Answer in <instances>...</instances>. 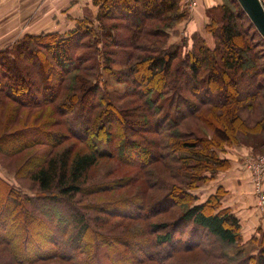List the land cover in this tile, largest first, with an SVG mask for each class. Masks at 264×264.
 Listing matches in <instances>:
<instances>
[{"label":"trees","instance_id":"obj_1","mask_svg":"<svg viewBox=\"0 0 264 264\" xmlns=\"http://www.w3.org/2000/svg\"><path fill=\"white\" fill-rule=\"evenodd\" d=\"M229 4H234L236 9ZM93 5L97 11L94 20L89 16L78 18L74 26L64 32L25 33L9 47L0 50V102L14 100L22 107L39 106L45 98L50 102L53 100V91L58 90L70 76L65 89L71 91V94L66 96L64 103H58L59 113L64 114L63 118L67 114L71 116L69 120L64 118L63 127L78 138H86L88 146L85 152L74 153L68 148L55 150L64 141L65 133L49 129L46 124H31L0 136V142L6 139L10 143L7 148L0 144V152L4 154H14L32 146L45 147L44 155L39 159L32 156L31 165L24 171L36 187V195L34 198L24 197L27 200L65 205L62 211L69 218L68 224L59 222V225H55L53 221L45 223V229L38 232L41 242L53 246L55 251L40 254L42 248L33 239L36 244L29 242L36 251L30 255L21 254L13 244L16 234L5 230L9 223L6 219L7 205L4 204L0 212V244L8 246V249L10 245L11 258L19 263H32L47 256L72 262L77 250L74 243L84 241L87 245L93 230L91 223L96 224L94 220H98L97 217L91 220V213L86 214L73 207L76 205L72 199L78 194L87 193L88 188H97L91 184L86 185L90 169L103 158L127 159L134 164L142 153L147 154L148 149L150 161L165 158V153L159 156L155 151L157 147L164 148V144L156 140V136H147L162 133L164 129L170 133V138H174L171 142L174 151L171 160L179 163L176 169L180 172L178 182L173 184L175 187L171 186L174 192L170 189V193L165 194L159 204L169 205L174 202L173 197L187 203L170 222L151 225L156 232L154 237L132 240V243L138 245L129 243L133 254L129 259L123 257L122 260L126 264H143L146 261L162 263L167 258L172 259L178 251L201 247L204 240L201 242L199 237L204 232L211 237L207 241L215 240L219 243L220 250L210 252H218L216 257L223 260L212 264H264V234L250 239L256 243L254 253L243 249L241 223L232 209L222 204L226 194L224 187L218 186L204 199L193 192L228 168V160L220 158L216 150H224L223 142H234L225 134L216 135L214 140L203 135L197 136L194 130L184 133L176 130L185 126L188 122L184 125L182 122L190 118L203 122L221 134L220 126H228L229 122L236 119L232 113L239 101H245L243 105L250 112L257 107H264V38L237 0H222V4L217 7L222 12L220 18L211 17L205 25L207 32L214 37V46L209 47L194 31L192 45L184 54L178 42L166 46L167 30L185 18L180 0H93ZM114 19L120 21L109 23ZM244 22L249 27V35L241 29ZM119 26L126 29V32L117 35L110 31ZM97 31L105 32H102L105 50L101 70H98V64L96 67L87 63L85 53L77 54L79 50L88 47V42L96 47L99 41L95 37ZM113 45L122 49L120 58L119 52L110 48ZM175 60L177 62L174 64ZM113 63H127V66L123 69L114 68ZM36 66L38 74L34 70ZM81 72L85 75L81 76ZM50 73L53 75L51 79L56 78L54 81L48 80ZM104 73L112 75L117 82L125 83L123 94L118 96L119 93L109 91L101 84ZM12 77L15 83L26 88V92L15 93L18 88L12 84ZM114 94L117 96L112 99ZM126 96L142 101L136 106L144 108L141 119L135 120L131 115L116 119V113H128L126 110L134 108L130 105L125 110L120 108L124 104H115V101ZM96 98L105 101L101 116L107 119V123L113 121L123 123L124 127L127 125L126 133L122 135L126 141L118 146L119 150L113 149L112 143L120 137L118 128L103 132V118L100 116L97 120L98 114L92 116L90 113L96 107ZM76 104L79 113L71 114L70 108ZM205 108L209 112L206 113ZM256 122H261V119ZM262 130L264 132V126ZM135 135L142 137L141 140H136ZM101 137L106 145V150L102 152L97 149ZM0 185L10 193V186L1 179ZM142 200L145 201V198L141 193L139 197L109 202L106 210L121 215L131 214L126 211H132L134 216L143 217L147 206ZM160 205L157 204L151 210L165 208ZM93 207L90 209L105 214L104 205ZM16 224L19 225V220H16ZM184 227L190 236L181 247L183 231L179 230ZM93 234L95 238L98 235L95 232ZM107 236H100L98 244H114L112 237ZM120 241L127 245L124 239ZM158 246H168L169 249L163 255H156L155 249ZM225 247H230L232 253L225 250ZM141 250L145 257L136 255Z\"/></svg>","mask_w":264,"mask_h":264},{"label":"rangeland","instance_id":"obj_2","mask_svg":"<svg viewBox=\"0 0 264 264\" xmlns=\"http://www.w3.org/2000/svg\"><path fill=\"white\" fill-rule=\"evenodd\" d=\"M224 2H226V0H224ZM229 5L234 10L236 9L234 4ZM182 10L185 12L183 7ZM5 12L6 11H0V38L8 36L10 33H13L12 37H14L15 33L17 32L20 33L17 39L23 36L25 33H21V31L24 29V26L21 25L20 16L7 26L5 23L7 19H10L12 16H16L19 13L7 11V15L5 16ZM187 12L190 15L191 11ZM96 14L97 11H95L94 13L91 12V17L89 16V18L94 20ZM209 14L210 18L213 17L215 19H219L222 12L218 10ZM118 21H115L114 19L113 21H109V23L114 24ZM243 24L244 26H242L241 29L243 30V32L246 31L249 35L250 31L247 30L249 29V27L245 25V22ZM243 28H246V30ZM110 31L118 35L119 32H126V29H124L122 26H119L116 28H112ZM102 32L97 31V33L95 34L96 36L94 35L99 40L98 43L95 44L96 47H94L92 42H88V47L79 50V52L77 53H85L86 55H84L86 56L87 63L96 65V67L98 64V70H101V64L103 62L105 50L104 37H102ZM167 32L168 38L166 40V46L173 45L174 43L178 42L181 45V53L183 54L187 52L189 47H191L193 37L192 32L190 28L187 27V25H183V19L173 27L169 28ZM196 34L200 35L209 47L212 48L214 46V37L211 33L207 32L205 27H203L199 31H196ZM251 41L252 40H250V42ZM91 45H93V47ZM110 48L119 52V58L120 56H122V49L120 47H116L115 45H113ZM256 49L259 50V47H256ZM258 60L262 61V59ZM176 62L177 60L174 61V64ZM112 65L114 68L123 69L125 68V66H127V63H113ZM37 67L38 66L34 68L36 74H38L39 72ZM51 75L52 73H50V75L48 76V80H50L53 76ZM83 75H85V73L81 72V76ZM69 78L70 76L65 79V82L61 84V87L58 88V90L53 91V100L48 102L46 100L47 98H45L46 101L43 100L41 105L39 106L22 107L18 106L17 102L14 100H7L3 103L0 102V136L2 134L12 133L16 129H20L31 124H46L49 129L60 130L65 133V137L62 139L64 141L61 143V145L55 147V150H63L68 148L74 153H76L77 151H87L88 146L86 144V138H83L81 136L78 138L75 135L71 134L69 131L65 130V126L63 127L64 118H67L69 120L71 119V116L67 114L63 118L64 114L61 113V115L59 113L58 103H64V101H66V96L71 94V91H67L65 89L68 82H70ZM54 79L51 80L54 81ZM11 81L12 84L18 88V90L15 91L16 94L26 92V88L21 86L20 84L15 83L13 77L11 78ZM100 82L105 88H108L109 91H115V93H119L118 96L123 94L124 86H126L124 82H117L116 79H114V77L108 73H104V81L102 79L100 80ZM52 89L53 88H51V91ZM116 96L117 95L114 94V98L112 99H115ZM262 101L264 102V100ZM103 103H105V101L102 98H96L94 104L96 105V107L92 108L91 112L89 109V112L92 114V116L98 114L96 115L97 120L103 113ZM116 103L122 105L124 104V108L123 106L119 107L125 110L130 108V105L134 107L126 110V112L128 113H116V119L125 118L128 117V115H131L133 118H135V120H137L141 119V116H144V108L136 107L140 105L142 101L133 96L123 97L119 101H115V104ZM243 104H245V101L243 103L239 101L238 105L235 107L234 113H232L234 114V117H236V119L232 120V122H229L228 126H220V129L223 132L221 134L220 132H215L212 128L207 127V125L203 122H197L194 119L190 118L185 119L182 122L183 125L188 122L185 126H182L176 130L183 133L193 132L191 130H194L197 136L203 135L214 140L216 135L225 134L234 143H231L230 141L223 142L225 145L224 150H216L218 156L220 158L227 159V149L230 148L242 151L241 153H244L245 156L242 159L240 158V161L245 167L249 159L264 155V132L262 130V126H264V124L262 125V120H264V107H257L252 112H250L247 110L246 105ZM70 109H72L71 114H73L74 112H76L77 114L79 113V107L77 104ZM207 112H209L208 109H206V113ZM102 118L103 119L101 120V122L103 124L102 126L104 127L103 132H111L114 127L118 128L120 137L117 138L115 143L113 141L112 143L113 149L116 148V150H119L118 146H122V144H124L126 141V138L125 140H123L122 135L126 133L127 125H125L124 127L123 123H114L113 121H108L110 123H107V119H105L104 117ZM257 119H261V122H256ZM188 127L190 130H188ZM161 131L162 133H157V135H149L147 133V136L148 138L156 136V140L164 144V148L157 147L155 148V151L159 156L160 154L165 153V158L160 159L159 161H154V159L150 161V153L148 152L150 151V149H148L147 154L142 153L140 157L136 159L134 164L127 159H99L96 165H94L90 169L86 177V185L91 184L90 186L94 185L97 186V188H94L92 190L88 188L87 193H82V195L78 194L75 198H73L72 200H74L73 202L76 206L66 204L67 206H73L76 209L78 208L80 211L82 210L86 212V214H88V212L91 213V220L93 217L98 218V220H94L98 227L96 226V224L91 223L94 231L92 230V232L90 233L91 236L88 237V244L86 245L84 241L74 243L77 250L74 255V259H71L72 262L65 261L63 259H60L59 257L50 258L47 256L37 259L32 263H19L14 260L13 257L11 258L12 255H10L9 250L11 248L10 245L8 249V246L0 244V264H126L122 260V258L126 257L129 259L131 254H133V251L131 250V248H129L128 244L132 243V240H147L151 236L154 237L156 232L153 231L151 225L170 222L179 212H181V210L185 206V203H187H183L181 202V199H176V197H173L175 198V200L174 202L172 201V203H170L169 205L168 203L163 205L161 204L165 208L160 207L157 211L151 210L157 204L160 205V199L165 194L170 193L171 186L173 187V184L178 182L177 176L180 172L179 169H176V166L179 165V163L171 160V156H173L174 154L171 142L174 138L169 137L170 133L168 134L167 130L162 129ZM169 132H172V130ZM131 135L132 134L130 133V136ZM102 137L98 140L97 146V149L101 152L106 150L105 141L103 139L104 137ZM135 138L136 140H141L142 137L140 138L135 135ZM137 142L140 143L141 141ZM0 144L7 148L10 143L8 140L4 139V141H1ZM146 148L149 147L146 146ZM44 149L45 147L40 145L26 148L14 154H4L0 152V179L8 184L11 190L9 193L6 187L0 185V212L3 209V205L6 204L8 212L6 219L8 218L9 224L5 230L13 231L14 234H16L13 244L17 246L16 251L21 254L25 253L30 255L36 251L35 249H33V246L30 245L29 240L35 244L36 242H34V240L39 243L42 248V250H40V254H42V252L46 253L47 251H55L53 246H50L45 242H41L42 238L38 235V232L39 230H44L45 223L47 224L48 222L53 221L55 225H59V222L60 224L65 222L68 224L69 222V218L66 217L65 212H63L66 208L65 205L62 206L61 204H52L47 201H35L34 199L27 200L24 197L27 196L29 198H34L36 195V187L30 181L24 171L31 165V157L37 156V159L41 158L45 153ZM115 153L118 152L116 151ZM212 179L213 178H211L210 180L212 181ZM207 183L201 184L193 192L200 198H204L206 194L205 188L207 186ZM172 192H174V190H172ZM141 193L143 195V198H145V201H142H144L147 206V208L145 209V213L142 211V213H144L143 217H138L139 215L134 216L132 211H126L127 213L131 214L121 215L117 212H109V210H106L108 209L106 205L109 202L122 199L128 200L133 197H139ZM101 205H104L105 214L99 213V211L97 212L95 211V209H90L94 208L93 206L98 207ZM259 209L262 212L264 211V209L262 208ZM58 216H60V218H58ZM16 220H19L18 226L16 224ZM185 228L186 227H184L183 230H179V232L183 231L181 234V247L185 245L190 236L188 229L184 230ZM93 232L98 234L96 238L93 236ZM241 234L243 237V249L247 252L250 251L254 253L255 249L257 248L256 243L251 241L250 239L254 236L259 237L261 234H264V230H241ZM107 235L112 237V239L115 241L114 244H111V246L107 244H98L100 241V236H102L103 238L105 236L107 238ZM210 238L211 237L208 234H205L203 232V234L199 237V240L201 242L204 240L201 247L178 251L172 259L167 258V260L162 261V263H160L161 261H146L143 264H212L221 262L223 259L216 257V254L218 252L215 253L217 250H220V248L218 247L219 243L213 239V241H207L210 240ZM122 239L125 240L127 245H124L123 241H120ZM132 244L138 245V243L136 242H133ZM168 249V246H158V248L155 249L156 255H163ZM224 249L228 250L229 253H232L233 251L230 247H225ZM212 250H214L215 252H210ZM220 252H222V249ZM136 255L145 257V254L142 252V250L138 251V253L136 252Z\"/></svg>","mask_w":264,"mask_h":264},{"label":"crops","instance_id":"obj_3","mask_svg":"<svg viewBox=\"0 0 264 264\" xmlns=\"http://www.w3.org/2000/svg\"><path fill=\"white\" fill-rule=\"evenodd\" d=\"M180 1L186 12L183 25H187L191 32L205 27L210 21L209 13L217 11V7L222 4V0H196L189 15L183 0ZM0 11H6L5 16L7 11L19 13L7 19L6 26L20 16L21 25L24 26L21 33H40L64 32L72 28L78 18L91 17L96 7L93 0H0ZM12 34L0 38V50L11 45L20 33H15L14 37ZM241 152L234 148L227 149L229 166L207 183L204 198L218 186L224 187L226 194L222 204L232 209L242 230H264V211L257 206L249 173L240 161L245 156Z\"/></svg>","mask_w":264,"mask_h":264},{"label":"built area","instance_id":"obj_4","mask_svg":"<svg viewBox=\"0 0 264 264\" xmlns=\"http://www.w3.org/2000/svg\"><path fill=\"white\" fill-rule=\"evenodd\" d=\"M183 2L187 11H192L196 5V0H183ZM245 169L249 173L257 206L264 209V155L249 159Z\"/></svg>","mask_w":264,"mask_h":264},{"label":"water","instance_id":"obj_5","mask_svg":"<svg viewBox=\"0 0 264 264\" xmlns=\"http://www.w3.org/2000/svg\"><path fill=\"white\" fill-rule=\"evenodd\" d=\"M256 30L264 38V0H237Z\"/></svg>","mask_w":264,"mask_h":264}]
</instances>
